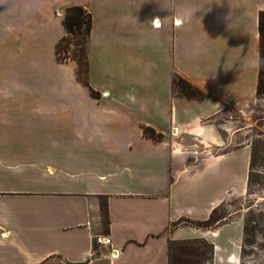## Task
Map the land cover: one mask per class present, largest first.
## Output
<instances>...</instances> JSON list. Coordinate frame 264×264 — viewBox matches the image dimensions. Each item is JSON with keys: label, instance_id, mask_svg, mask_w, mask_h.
Here are the masks:
<instances>
[{"label": "crops", "instance_id": "0c3cea01", "mask_svg": "<svg viewBox=\"0 0 264 264\" xmlns=\"http://www.w3.org/2000/svg\"><path fill=\"white\" fill-rule=\"evenodd\" d=\"M71 5L92 16L96 96L75 60L56 59ZM260 10L264 0H0V264H169V242L193 238L216 261L233 224L190 221L244 182L228 183L238 150L214 121L257 96ZM175 74L206 96L173 92Z\"/></svg>", "mask_w": 264, "mask_h": 264}, {"label": "rangeland", "instance_id": "374dc122", "mask_svg": "<svg viewBox=\"0 0 264 264\" xmlns=\"http://www.w3.org/2000/svg\"><path fill=\"white\" fill-rule=\"evenodd\" d=\"M79 38L80 35H71L67 41L62 43V46L66 55L83 60L81 48L77 44ZM41 49L34 54V58L44 63L49 60V50L47 47ZM82 75L85 76V73ZM103 75L96 70L95 81L100 80V76L103 79ZM177 76L181 77L175 74V77ZM88 84L91 87L89 81ZM214 123L219 125L223 135L228 139V152L238 150L237 155L228 160V166L231 169L228 183L231 184L236 180L235 175H245L243 184L238 183L235 189L229 191L217 205L213 214V222L218 219L214 226L231 223L234 227L229 232V236L223 238L216 261L213 260L212 254H209V242L203 238L190 243L172 244L171 256L172 258L184 257L197 260L201 264H264V93L257 95L242 108L225 109L215 118ZM19 144L20 148L24 146L23 141ZM252 149L255 151L253 175L250 186H247L249 158ZM247 153L249 156L245 162ZM248 210H251V214L248 213ZM248 217L257 225L252 231L247 232L244 243L243 225L244 219ZM236 223H238L239 230L235 227ZM230 236L233 237V240L226 238ZM182 246L194 248L195 254L181 253L180 247Z\"/></svg>", "mask_w": 264, "mask_h": 264}, {"label": "trees", "instance_id": "16d2710c", "mask_svg": "<svg viewBox=\"0 0 264 264\" xmlns=\"http://www.w3.org/2000/svg\"><path fill=\"white\" fill-rule=\"evenodd\" d=\"M62 24L65 29V35L57 42L55 45V54L56 59L60 62H64L68 59H73L77 63L76 68V76L77 79L83 83L84 85L90 88V92L93 96H96L98 93L95 92L88 84L87 76H88V39L91 32L92 26V16L91 13L85 9L81 5H71L65 9ZM258 31H259V78L257 83L256 93L257 95L264 93V10H260L259 17H258ZM71 35H80V38L77 40V44L80 46L83 60L76 59V57H69L65 53V49L62 46V43L67 41L68 37ZM85 73V76L82 74ZM172 89L173 92L177 93L178 95L184 96L189 99H203L206 94L203 93L200 89L193 86L189 83L186 79L182 77H175L173 76L172 79ZM143 134L145 136H149L155 140L161 138V134L156 133L152 128L143 127ZM254 158H255V151L254 149L251 150L250 158H249V169L247 174V186H250L252 181V171L254 166ZM216 207L212 209L209 216L204 220H197V221H190L192 224L200 227H213L215 222H213L214 217L213 214L216 211ZM248 213L251 214V210H248ZM253 223V224H252ZM256 222L253 221L251 218L244 219L243 225V235H244V243L246 242L247 232L252 231L256 227ZM200 238H193L187 240H179V241H170L169 242V256L168 262L169 264H201L197 260L188 259V258H180L175 257L172 258L171 256V246L174 243H183V242H194L195 240ZM209 254L213 253V246L209 243ZM180 251L183 254H195V250L189 246H182L180 247Z\"/></svg>", "mask_w": 264, "mask_h": 264}, {"label": "built area", "instance_id": "2783aa9c", "mask_svg": "<svg viewBox=\"0 0 264 264\" xmlns=\"http://www.w3.org/2000/svg\"><path fill=\"white\" fill-rule=\"evenodd\" d=\"M91 239H92L93 244L98 245V246L111 245V238L107 234H96V235H93ZM110 253L115 255L116 250L111 249Z\"/></svg>", "mask_w": 264, "mask_h": 264}, {"label": "bare ground", "instance_id": "6f19581e", "mask_svg": "<svg viewBox=\"0 0 264 264\" xmlns=\"http://www.w3.org/2000/svg\"><path fill=\"white\" fill-rule=\"evenodd\" d=\"M175 133V132H174Z\"/></svg>", "mask_w": 264, "mask_h": 264}]
</instances>
